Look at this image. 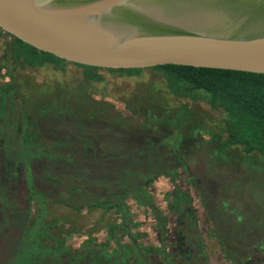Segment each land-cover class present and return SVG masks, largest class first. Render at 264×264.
Wrapping results in <instances>:
<instances>
[{"label":"rangeland","instance_id":"374dc122","mask_svg":"<svg viewBox=\"0 0 264 264\" xmlns=\"http://www.w3.org/2000/svg\"><path fill=\"white\" fill-rule=\"evenodd\" d=\"M8 40H10L8 35L0 34V83L11 80L7 72L9 68H12L17 94L31 103L30 108L36 105V101L42 102V107L49 108L48 114L43 113L45 110H41V114H44L40 122L41 132L47 137L42 135L40 139L44 148L55 147L51 144L53 143L51 139L59 140L57 137L66 136L62 131H58L57 136L52 134L53 136L48 137V131L61 128L60 126L65 123L68 125V132L71 133L74 127L71 119L63 118V110L67 107L68 114L71 115L70 107L75 109L81 104L80 106H84L86 112H89L92 105H95L98 113L111 117V119L105 117L94 119L95 116L88 118L91 123V126L88 124L90 126L88 139L100 143L99 147L105 153H111L116 149L125 148L124 145L133 144H124L125 142H121V139L129 138L131 142H139L130 137L132 133L130 127L138 126L144 120L141 113L145 108L151 107L153 112L159 113L157 111H161L165 105L169 104L171 107H168L166 114L170 117L175 115L183 103H186L189 117L179 122L178 131L190 138L184 143L187 152L181 153V160L187 165L188 172L180 168L176 176H158L149 186V195L153 198L155 206L167 216L166 227H175L178 217L174 211L179 208L171 210V202H176L178 197L175 189L180 187L190 196L189 210L192 211L193 217L188 212L183 213L182 220L186 225L196 222L198 235L195 233L194 235L201 237L198 239L203 246V248L200 247L201 254L205 256L207 264H234L232 258L228 256L229 252L236 261H241L250 253L251 245L264 237V157L257 152L243 153L240 146L226 148L224 150L226 155L217 148L222 146L226 139V133L221 127L223 114L220 110L211 109L205 102H186V100L172 98L167 93L162 80L153 77L149 72H141L136 76H120L104 71L103 81H90V83L84 81L83 86H79L77 77H82V68L71 63H66L63 70L54 68L52 64H44L37 68L28 66L20 68L7 56V46L4 43ZM85 96H90L91 99ZM88 99L90 100L86 103ZM54 100H57L58 104H55ZM96 100L101 101L95 104ZM54 104L62 110H59V107L54 109L52 107ZM108 104H112L114 111L122 114L127 121H124L120 114L113 115L112 112L106 114L104 107L105 105L108 107ZM79 110L80 108L75 109V111ZM77 114L81 115V113ZM93 122L96 123L93 125ZM82 129L86 130V127ZM124 129H128V132ZM0 133H7L2 123H0ZM172 135L168 138V142L164 141L168 148L171 147L170 143L176 145L177 140L180 139L175 133ZM57 153V159L54 161H51L49 155L44 154L40 159L41 163H36L41 167L35 182L39 193L52 197H46L43 200L46 213L41 218L38 202L35 200L29 202L27 198L31 171L28 167L30 153L20 151L19 147L17 160L22 157L24 165L20 163L17 168H13L12 162L7 164L0 158V264L13 257L9 242L17 243L21 231H24L22 217L15 216L14 213L25 210L27 207L29 212L24 214L26 229L36 226L41 232L32 231L30 240H27L25 235L19 238L21 247L29 250L22 256L18 255L22 264H31L28 262L32 258L37 260L38 264H61L58 261L59 253H51L49 249L44 251L39 238L48 248L64 241V245H71L75 249L87 239H91L92 244L95 245L106 244L110 249L116 245V238H110L111 225L120 218V213L115 208L92 205L76 210L69 205L71 202L81 201L80 198L94 202L112 196V190L103 195L101 190L96 191L94 187L102 188L103 183L104 189L113 188L119 184L120 176L118 177L117 174L115 176L113 173L112 175L116 178L111 180L107 177L109 175L106 171L103 174L100 172L94 175V169L108 164L109 161L106 160L104 164L101 159H90L91 168L86 180L77 176L80 174L78 170L71 173V164L64 163L62 154ZM114 160L112 158V161ZM140 169L143 170L140 173L149 170L144 166ZM133 172L138 174V170ZM51 176L54 178L50 180L54 183H50L47 178ZM129 177L132 182L133 176ZM73 185L80 187V191L73 193L71 191ZM7 186L10 190H7ZM7 191L11 195L12 203L6 198ZM14 203L18 205L17 208ZM124 211L129 212L128 226L131 230L141 233L137 241L157 245V230L154 228L152 214L154 210L149 206L138 205L130 194ZM190 226L193 227V225ZM112 234L117 235L119 242L129 243L130 241L121 228L112 230ZM183 234L186 237L185 244L189 246L191 244L189 234L187 231ZM192 237L195 236L192 235ZM134 258L132 257L131 260ZM253 258L261 260L252 264H264V255L256 253L253 254ZM153 259L158 257L154 256ZM180 264L187 263L181 260Z\"/></svg>","mask_w":264,"mask_h":264},{"label":"trees","instance_id":"16d2710c","mask_svg":"<svg viewBox=\"0 0 264 264\" xmlns=\"http://www.w3.org/2000/svg\"><path fill=\"white\" fill-rule=\"evenodd\" d=\"M0 34H6L10 37V40L6 41L4 45L7 46V56H9L12 63L17 64L20 68L27 66L37 68L44 64H52L54 68L60 70L64 69L66 63H71L82 68V77H77L79 86H83L84 81L89 83L90 81H103L104 71L120 76H136L141 72H149L153 77L162 80L167 93L172 98L186 100V102H205L211 109L222 112L223 121L221 127L226 133V139L222 146L217 148L224 155H226L224 153L226 148L240 146L243 153L252 154L253 152H257L264 157V73L177 64H162L147 68H103L66 61L52 53L37 49L1 28ZM7 75L10 76L11 80L0 83V123L5 126L7 132L0 133V158L4 159L3 161L7 164L12 162L13 168H17V165H20V163L24 165L22 162L23 152L22 157L17 160L19 158L17 154L19 147L20 151L23 150L30 153L28 156L30 161L28 167L31 168V171L29 173L30 182L28 181V183L30 184L28 185L27 198L29 202L31 200L38 202L41 212L40 218L46 213L43 200L46 197L52 198L51 196H44L39 193V189L35 183L39 172H41V167L36 163H41L40 159L44 154L49 155L52 159L51 161H54L57 159L56 153L60 152L64 163L68 162V164H71V173L78 170L80 174L77 176L83 177L86 180L88 171L91 168L89 164L90 159H101V162H104V164L106 160L109 161L108 164L106 163L104 166L94 169V175L100 172L103 174L106 171L109 175L107 177L111 180L116 178V174L118 177L120 176L118 180L119 184L113 188L104 189L103 185L105 184L103 183L102 188L94 187L96 191L101 190L103 195L107 191L112 190V196L94 202L87 201V199L85 201V199L80 198L81 201L71 202L69 207L76 210H81L92 205L115 208L120 213V218L119 221L111 225L110 238L115 237L118 241L117 235L112 234V230L116 231L121 228L129 238V243L116 241V245L110 249L106 244L99 243L95 245L94 243L92 244L91 239H87L75 249L71 245H64V241H61L52 248H48L41 243L39 238V243L42 246L39 245L44 251L49 249L51 253L58 252V261L61 264H180L181 260L187 264H207L205 256L201 254L200 247L203 248V246L198 240L201 237L197 236V229L194 230V233L197 235H194L195 237L190 239L191 244L187 248L180 239L182 228L166 227L168 222L167 216L155 206L153 198L149 195V186L151 181L156 177H174L178 174L180 168L184 172H188L187 165L181 160V153L187 152L184 143L190 138L178 131L180 128L179 122L189 117L188 104L183 103L177 109L175 115L170 117L166 114L170 106L169 104H167L168 106L165 105L161 111H157L159 113L153 112L151 107L145 108L141 113L144 120L138 126L133 127L129 125L132 128L130 137L137 139L139 142H131L129 138L121 139L120 141L125 142L124 144H133L124 145L126 146L125 148L116 149L115 152L111 151V153H105L99 147L100 143L95 142L93 139H88V136H90L88 133L89 127L91 126V123L88 121L89 117L95 116L93 117L94 119L96 117L111 119V117L109 115L104 116L101 112L98 113L96 110L97 106L95 105H92L89 112H86L84 106H80L81 104L75 107V109L80 108V112L70 107L71 115L68 114L67 107V109L63 110V118H70L74 127L70 128V133L67 130L68 125L63 123V126H60L61 128H57L58 130L48 131V137L52 134H56L57 136L58 131H62L66 136L57 137L59 140L50 138L51 142H53L50 143L55 145V147L46 149L40 143L41 136L44 135L41 132L40 122L44 115L41 114V110H45L43 113L48 114L50 113L49 108L42 107V102L38 101L34 102L36 105L33 108H30L31 103L24 100L23 96L21 98L15 91L16 82L12 68L8 69ZM85 97L91 99L90 96ZM90 99L86 100V103ZM98 101L101 100H96L95 104ZM54 102L58 104L56 103L57 100H54ZM54 105H51L54 109L59 107L58 105L57 107ZM58 109L62 110L60 107ZM104 111L106 114L108 112H112L113 115L120 114L114 111L112 104H108V107L105 105ZM77 113H81V115ZM120 115L124 121H127L122 114ZM95 123L93 122L92 124L94 125ZM83 127H86V130H83ZM193 127L195 128V126ZM124 131L128 132V129H124ZM174 133L180 139L177 140L176 145L170 143L171 147L168 148L164 141L167 140L166 142H168V138L173 136L172 134ZM112 158L115 160L112 161ZM143 166L145 168L148 167L150 171L147 170V172L140 173V171H143L140 169ZM133 170H138V174H135ZM113 173L115 176L112 175ZM129 176H133L132 182ZM47 178H49L50 183H54L50 180V178L54 177ZM57 181L55 182L57 183ZM79 188L73 185L71 191L73 193L80 191ZM7 190H10L8 186ZM175 192H177L176 196L178 198L176 202H171V210L179 208V205L186 200L190 201L188 193L181 190L180 187H176ZM130 194L138 205L149 206L155 211L152 214L154 215V228L157 230V245H149L137 241L141 233L132 231L128 226L129 212L124 210ZM10 196L9 193L6 194V198L12 203ZM14 205L18 207L15 203ZM28 212L27 207L25 210L14 213L15 216L19 215L20 218L22 217L21 223L24 225V231H21V236L18 237L17 243L11 244L9 242L13 257H8L9 259L3 264H22L18 255L22 256L25 251L29 250L21 247L22 243L19 238L25 235L27 240H30L29 236L32 231L41 232L36 226L27 227L26 229V217L24 214L26 215ZM263 245L264 237L251 245L250 253L241 261H236L230 252L228 256L232 258L234 264H252L261 260L260 258L254 259L253 254L264 255ZM67 254H69V257H67ZM154 256H157L158 259H153ZM132 257H135L134 260H131ZM94 258L96 261H92ZM32 262L33 264H38V261L33 258L28 263L32 264Z\"/></svg>","mask_w":264,"mask_h":264},{"label":"water","instance_id":"95a60500","mask_svg":"<svg viewBox=\"0 0 264 264\" xmlns=\"http://www.w3.org/2000/svg\"><path fill=\"white\" fill-rule=\"evenodd\" d=\"M0 28L84 65L264 73V0H0Z\"/></svg>","mask_w":264,"mask_h":264},{"label":"flooded vegetation","instance_id":"af4514ba","mask_svg":"<svg viewBox=\"0 0 264 264\" xmlns=\"http://www.w3.org/2000/svg\"><path fill=\"white\" fill-rule=\"evenodd\" d=\"M185 192H187V191H185ZM188 193V192H187ZM190 201H185L184 203H182V204H180L179 205V209H177V210H175L174 212H175V215L178 217L177 218V220H176V224H175V229H176V226L177 227H181L182 228V230H181V237H180V239H181V242L182 243H184L185 244V241H184V238L186 239V237H185V235L183 234L184 232H186L187 231V233L189 234L188 236H189V238L191 239H193V237L191 236V235H193L194 236V230L195 229H197L196 228V222H191V223H189V224H185L184 222H183V220H182V214L183 213H189L190 214V216L192 217V211H190L189 209H190V203H189ZM184 210V211H183ZM193 218V217H192ZM169 219H173V218H169ZM190 225H193V227L192 226H190ZM189 229H191V231H189ZM165 236H167V235H165ZM168 237V236H167ZM222 243V242H221ZM186 245V244H185ZM226 245V244H225ZM187 248H188V246H186ZM262 249H264V245H263V247H262ZM185 250L187 251V249L185 248Z\"/></svg>","mask_w":264,"mask_h":264}]
</instances>
